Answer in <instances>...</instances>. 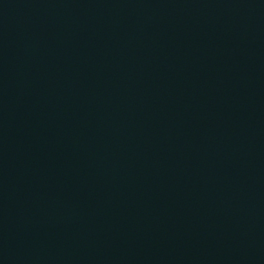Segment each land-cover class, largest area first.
I'll return each mask as SVG.
<instances>
[{
    "label": "water",
    "instance_id": "95a60500",
    "mask_svg": "<svg viewBox=\"0 0 264 264\" xmlns=\"http://www.w3.org/2000/svg\"><path fill=\"white\" fill-rule=\"evenodd\" d=\"M0 264H264V0H0Z\"/></svg>",
    "mask_w": 264,
    "mask_h": 264
}]
</instances>
